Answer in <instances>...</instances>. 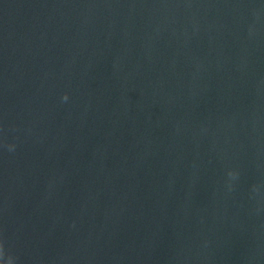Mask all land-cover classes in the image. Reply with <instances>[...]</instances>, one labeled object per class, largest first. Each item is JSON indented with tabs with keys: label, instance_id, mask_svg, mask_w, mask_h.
<instances>
[{
	"label": "water",
	"instance_id": "95a60500",
	"mask_svg": "<svg viewBox=\"0 0 264 264\" xmlns=\"http://www.w3.org/2000/svg\"><path fill=\"white\" fill-rule=\"evenodd\" d=\"M0 240L264 264V0H0Z\"/></svg>",
	"mask_w": 264,
	"mask_h": 264
},
{
	"label": "clouds",
	"instance_id": "9594fccd",
	"mask_svg": "<svg viewBox=\"0 0 264 264\" xmlns=\"http://www.w3.org/2000/svg\"><path fill=\"white\" fill-rule=\"evenodd\" d=\"M64 100H67L68 99V96L67 94H65ZM14 147V146H13ZM4 255V242L2 240H0V257H2ZM7 264H12V258L9 257L8 261H7Z\"/></svg>",
	"mask_w": 264,
	"mask_h": 264
}]
</instances>
